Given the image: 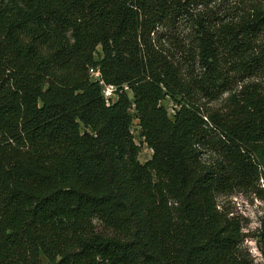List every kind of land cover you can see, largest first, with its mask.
<instances>
[{"label":"trees","instance_id":"16d2710c","mask_svg":"<svg viewBox=\"0 0 264 264\" xmlns=\"http://www.w3.org/2000/svg\"><path fill=\"white\" fill-rule=\"evenodd\" d=\"M242 1L0 0V264H253L218 203L264 189V6Z\"/></svg>","mask_w":264,"mask_h":264},{"label":"rangeland","instance_id":"374dc122","mask_svg":"<svg viewBox=\"0 0 264 264\" xmlns=\"http://www.w3.org/2000/svg\"><path fill=\"white\" fill-rule=\"evenodd\" d=\"M230 1L231 2H225L226 6H230L233 9H235V7L239 8L238 6L244 7V5L240 3V0H236V2H234V0ZM248 1L264 6V0ZM241 11H244V9H242ZM258 40L259 45L264 46V34ZM254 78L256 79V81L264 82V73L263 75L259 74ZM225 98L226 96H222L216 102L205 104L204 109H218L220 105L223 104ZM162 106L166 109L168 114L172 113V107L174 106L169 99H165L162 102ZM137 124V121L133 120L130 130L135 144L140 147L138 161L140 163H144L150 158L151 151L143 143V139L140 135V129ZM261 189L264 190L263 186H258V191L256 192L241 191L218 198V203L223 207L224 211L229 212L230 216H233L240 221L242 225V232L245 236L242 244V249H244L250 255V258L253 260V264H264V260L256 247V236L258 234L260 224L264 222V191H259Z\"/></svg>","mask_w":264,"mask_h":264},{"label":"built area","instance_id":"2783aa9c","mask_svg":"<svg viewBox=\"0 0 264 264\" xmlns=\"http://www.w3.org/2000/svg\"><path fill=\"white\" fill-rule=\"evenodd\" d=\"M89 78L92 82L97 83L101 87V94L106 104H110L116 99V92L113 86L106 85L101 79L100 72L98 68L90 67L88 68ZM126 90V87H124Z\"/></svg>","mask_w":264,"mask_h":264}]
</instances>
